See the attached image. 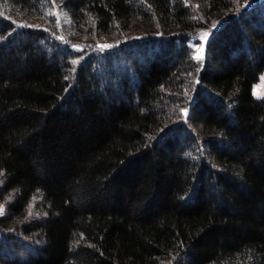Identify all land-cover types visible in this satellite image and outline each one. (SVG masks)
<instances>
[{"label":"trees","instance_id":"16d2710c","mask_svg":"<svg viewBox=\"0 0 264 264\" xmlns=\"http://www.w3.org/2000/svg\"><path fill=\"white\" fill-rule=\"evenodd\" d=\"M263 3L0 0V264H264Z\"/></svg>","mask_w":264,"mask_h":264},{"label":"rangeland","instance_id":"374dc122","mask_svg":"<svg viewBox=\"0 0 264 264\" xmlns=\"http://www.w3.org/2000/svg\"><path fill=\"white\" fill-rule=\"evenodd\" d=\"M205 33L207 35H205ZM208 35L209 29L201 30L200 32L193 35L189 41L190 46L194 52V56L197 59H199L198 57H203L205 40ZM253 93L255 97L264 99V72L259 76L258 82L254 85ZM0 208L2 207L0 206Z\"/></svg>","mask_w":264,"mask_h":264},{"label":"snow or ice","instance_id":"6c2138e0","mask_svg":"<svg viewBox=\"0 0 264 264\" xmlns=\"http://www.w3.org/2000/svg\"><path fill=\"white\" fill-rule=\"evenodd\" d=\"M205 35H207L206 33H205ZM102 47H108V45H104V46H102ZM199 59H202V57H198ZM0 214H2V208H0Z\"/></svg>","mask_w":264,"mask_h":264}]
</instances>
